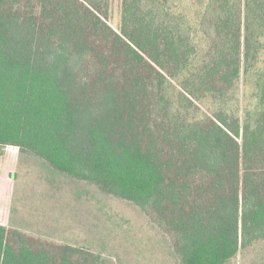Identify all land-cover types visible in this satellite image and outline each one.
I'll return each mask as SVG.
<instances>
[{"label":"trees","instance_id":"obj_1","mask_svg":"<svg viewBox=\"0 0 264 264\" xmlns=\"http://www.w3.org/2000/svg\"><path fill=\"white\" fill-rule=\"evenodd\" d=\"M109 8L0 0V161L132 204L179 264L264 255V0H121L118 30ZM0 264L109 262L0 225Z\"/></svg>","mask_w":264,"mask_h":264},{"label":"rangeland","instance_id":"obj_2","mask_svg":"<svg viewBox=\"0 0 264 264\" xmlns=\"http://www.w3.org/2000/svg\"><path fill=\"white\" fill-rule=\"evenodd\" d=\"M120 8L121 0H110L108 23L115 30ZM8 152L0 161V225L23 234L33 248L55 255L64 246L86 248L109 264H179L172 239L132 204L33 155ZM228 264H264V255L250 250Z\"/></svg>","mask_w":264,"mask_h":264}]
</instances>
